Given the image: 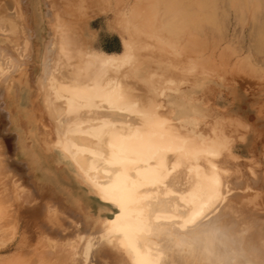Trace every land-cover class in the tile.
<instances>
[{
	"label": "bare ground",
	"instance_id": "1",
	"mask_svg": "<svg viewBox=\"0 0 264 264\" xmlns=\"http://www.w3.org/2000/svg\"><path fill=\"white\" fill-rule=\"evenodd\" d=\"M18 1L25 25L13 0L0 3V33L24 56L17 61L0 46V132L12 121L13 138L43 159L49 147L60 149L70 164L56 178L70 197L22 190L1 137L0 264H264V152L242 145L229 116L211 118L206 102L189 100L197 90H179L213 77L221 39V64L257 60L262 69L264 10L256 13L253 1L264 0H115L131 38L118 55L92 47L85 21H65L108 0H58L62 18L43 61L38 41L29 55V9ZM241 13L252 27L245 46L235 27ZM232 16L234 46L224 37ZM214 33L217 41H199ZM168 90L182 97L167 98ZM163 95L172 107L164 114ZM78 177L109 205L108 216L91 215ZM37 197L43 204H33ZM18 198L19 213L11 204Z\"/></svg>",
	"mask_w": 264,
	"mask_h": 264
},
{
	"label": "rangeland",
	"instance_id": "2",
	"mask_svg": "<svg viewBox=\"0 0 264 264\" xmlns=\"http://www.w3.org/2000/svg\"><path fill=\"white\" fill-rule=\"evenodd\" d=\"M122 1H124L125 3L128 2L129 4L133 2V0H122ZM115 2H116L115 0H108L106 3L107 5L103 9H99V10L96 9L98 11L94 10L92 14H89L90 12H88V15H84V17H79L78 18L79 20H75V19L72 20L71 18H67L65 19V21L67 20H69L70 22L85 21L86 25L89 28V32H91L89 41L95 50L103 52L105 54H114V55L121 54L124 48L123 38H125L126 41L127 40L129 41L131 38L127 35L128 25L116 18ZM255 2L253 1V3L255 4L254 9L256 13L257 12L259 14L262 13L264 10V2L259 5ZM0 3H2V0H0ZM19 3L20 2L18 0H13V4L15 5L17 12L20 9L18 8L20 6ZM24 3L25 5H27L29 9L28 22L32 28L31 29L32 35L28 39L31 48L29 55L33 53L34 42L38 41L39 42L38 56H39V60L43 61L45 56H47L46 47L50 42V37L48 36V34L50 31H52L51 33H53V32H57V30L59 29L55 17L56 14L60 13V11L57 10L55 6H57V4L60 2L58 0H24ZM47 11L49 12L50 15L52 14L53 21H49L50 19L46 15ZM234 12L232 11L233 14ZM6 13H9V11H7ZM23 14L24 13L20 14L18 12V17H17L18 20L19 19L22 20V23H24L23 18L25 17L23 16ZM241 15L245 19L244 22L240 25L236 24V20L233 19L234 15L232 16V19H230L229 21H225L226 19L224 20L228 25L227 26L226 24H224L225 28H227L228 30V33L226 30V35L224 34V37L226 36L228 37L231 46L235 45L233 42L234 36L231 28L232 24L237 25L235 26L237 30L243 31V37H244L243 45L248 42L247 34L252 28L251 23L246 21L249 20L245 17L246 13L244 14L241 13ZM60 17H61V13H60ZM25 21L27 22V20ZM23 27L25 28V26ZM209 27L210 24L208 25L205 21L202 22L201 28L203 29V31H206L207 29L209 30L210 29ZM25 32H27V30ZM244 34H246V36H244ZM212 35L213 36H211L210 38L201 37V40L199 41H201L203 45L204 43L205 45H208L209 42L212 43L213 41H217L220 38L219 34L217 33H214ZM256 40L262 41L263 37H261L260 35V37H257ZM223 42L224 41L221 39L219 46V49L220 48L221 49L219 51L214 52L211 49L213 53H215L214 60L218 63L216 64L217 72L213 74V77L204 80H201L199 78L195 79V81H197L196 82L197 86L199 85V88L193 86L192 83H194L193 82L194 80L193 78L189 77L190 78L189 84L185 83L184 85H181L179 87V90H181V92L182 91L184 92V90L190 89V94L193 91V89L197 90V92L190 95L189 100H191L193 103L206 102L207 107L211 109V118L213 117L215 118L218 115L229 116L233 120L232 122L235 130L238 129L241 134L242 133L244 134L245 143L242 145L244 147L254 146L257 152H264V73H261L264 72V66L262 67L263 71L260 72L259 70L262 69H260L261 66L257 62V60L256 62L251 60L250 62L246 61L245 63V61H243L242 63H240V62H236V60L233 58L232 62L226 67V65L221 64V61L222 60L224 61V54L223 57L220 56V52L223 50L222 48L224 45L222 44ZM0 46L5 50V52L10 57L17 58L16 59L17 61H22V59L24 58V56L20 57L21 54L23 55V52L21 51V49H23V46L22 45L14 46L13 43L9 42L7 34L0 33ZM202 49L201 51L203 52L206 48L203 50ZM205 53H207L206 56L211 57V55H208V50L205 51ZM262 57H264V54H262ZM255 59H259V58L255 57ZM165 96H167V98H171V97L176 98L180 96V91L179 94H177V92H172V91L169 92L168 90ZM165 96L164 95L162 97L160 96L161 98L160 103L162 104L163 107L162 106H160L161 108L159 107V112L163 114L172 109V107L168 106L169 104L166 103V101L164 100ZM1 100L4 103L8 101L7 99H3V98H1ZM3 110L5 109L3 108ZM9 117L10 114H6L5 118L9 119ZM5 124H7L5 128L6 132L5 131H3L4 133L2 131H1L2 133L0 132L1 135L0 138L1 137L3 138V139L1 138L2 139L1 145L4 148H6L7 146L8 147L11 146V148L4 149L6 152L5 156L8 158L7 160H9L12 163V165L16 163L13 166L14 168L12 169H15V174L16 176L18 175L17 178L18 177H21V179L23 178L22 182L24 183H22L23 184L22 187L24 185L25 186L23 187L22 190L28 189L29 191L28 190L25 191L28 193L32 191L33 193H35V197L36 195H39L41 190L44 191V193L47 192L46 190H55L54 192L58 195V197L67 200L70 197L69 193L66 190L67 187L65 186V184H60V181L56 178V174H59L58 170L61 169L60 173H62V170H64L66 167L68 168L70 164L65 154L60 149L51 146L48 148L49 153L44 157L45 159H43V157L38 156V153L36 152L37 150L31 149L29 145L28 146L23 145L20 139L13 138L16 137L15 134L17 133L16 127H14L15 123L12 124V121L10 122L5 121ZM2 157L3 156H0V159ZM16 176L14 177V179H17ZM66 177L68 179L67 174ZM24 178H26L27 182L24 180ZM79 180L82 184V189L85 191L86 195L88 196V199L92 202V205L95 207L94 208L95 212H93L91 215L95 217L97 212H100L101 216H105V215L108 216L109 214L107 211L110 208L109 205L105 201H103L99 196L95 195L86 182L82 181L80 178ZM46 196L49 195H45V197ZM41 199H43V197L42 198L37 197L34 200L36 202H33V204L36 203L43 204ZM20 201L21 199L18 198L11 203L13 204V206H15L14 208H18L17 213H19L20 210L22 211L23 208V205L21 204L22 201L21 203H19ZM11 209H13V207H11L10 210ZM77 212H78L77 213L78 216L82 215L81 211L77 210ZM78 225H79L78 226L79 229H81L80 228L82 227L81 224ZM9 232H11V230ZM7 238H5V240ZM11 248L12 246L9 249ZM5 251L6 249L2 252ZM0 255L4 256V254L2 253Z\"/></svg>",
	"mask_w": 264,
	"mask_h": 264
}]
</instances>
